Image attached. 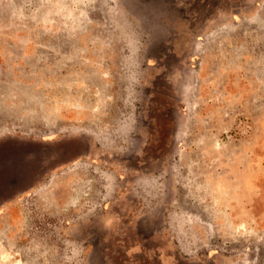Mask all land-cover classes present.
Segmentation results:
<instances>
[{"label": "rangeland", "instance_id": "obj_1", "mask_svg": "<svg viewBox=\"0 0 264 264\" xmlns=\"http://www.w3.org/2000/svg\"><path fill=\"white\" fill-rule=\"evenodd\" d=\"M136 261L264 264V0H0V264Z\"/></svg>", "mask_w": 264, "mask_h": 264}, {"label": "crops", "instance_id": "obj_2", "mask_svg": "<svg viewBox=\"0 0 264 264\" xmlns=\"http://www.w3.org/2000/svg\"><path fill=\"white\" fill-rule=\"evenodd\" d=\"M139 226H140V224L138 225V229L134 230L133 235H131L134 238H131V237L128 238V237H124V236L121 237V239H120L121 244L119 245L120 251L123 253L124 252L138 253V254H140L141 257H142V255L147 254V257L151 259V256L148 253L149 251H147L145 249V246H144L145 240L143 237V232L139 229ZM120 241H119V243H120ZM113 242L110 239L105 241L106 252L113 251L112 250V246H114V244H112ZM117 245H118V242H117ZM147 262H149V264H155L153 261H151V262L147 261ZM161 263H162L161 261L157 262V264H161ZM131 264H143V263H138L136 261V263L132 262Z\"/></svg>", "mask_w": 264, "mask_h": 264}]
</instances>
